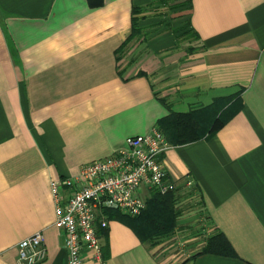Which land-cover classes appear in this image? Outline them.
Returning a JSON list of instances; mask_svg holds the SVG:
<instances>
[{
  "label": "crops",
  "instance_id": "obj_1",
  "mask_svg": "<svg viewBox=\"0 0 264 264\" xmlns=\"http://www.w3.org/2000/svg\"><path fill=\"white\" fill-rule=\"evenodd\" d=\"M172 113L224 125L162 159L173 234L106 214L102 264H264V0H0V264L39 232L40 264H68L51 183Z\"/></svg>",
  "mask_w": 264,
  "mask_h": 264
},
{
  "label": "built area",
  "instance_id": "obj_2",
  "mask_svg": "<svg viewBox=\"0 0 264 264\" xmlns=\"http://www.w3.org/2000/svg\"><path fill=\"white\" fill-rule=\"evenodd\" d=\"M126 146L109 158L84 165L77 178L51 183L56 223L66 235L68 264H84L86 254L103 263L96 225L101 220V229L108 227L107 213L139 217L153 193L178 192L162 160L173 146L160 131L129 138ZM192 187L187 183L188 189ZM18 250V264H40L47 256L44 233L23 240Z\"/></svg>",
  "mask_w": 264,
  "mask_h": 264
},
{
  "label": "trees",
  "instance_id": "obj_3",
  "mask_svg": "<svg viewBox=\"0 0 264 264\" xmlns=\"http://www.w3.org/2000/svg\"><path fill=\"white\" fill-rule=\"evenodd\" d=\"M188 4V3H187ZM182 7L181 5L176 8ZM189 9H191L189 7ZM189 28V27H188ZM192 32V31H190ZM139 31L134 28L133 34L126 45L120 50L119 54L125 53L129 42L138 36ZM224 122L218 119L212 125H204L196 114H175L172 113L168 118L163 120L157 127L171 146L189 145L204 138L213 136ZM146 209L139 217H129L133 222L138 234L144 243H161L170 237L175 229L179 214L175 210V196H161L153 193L146 201ZM122 215L119 212H109L108 217ZM123 216V215H122ZM207 251L211 249H206Z\"/></svg>",
  "mask_w": 264,
  "mask_h": 264
},
{
  "label": "rangeland",
  "instance_id": "obj_4",
  "mask_svg": "<svg viewBox=\"0 0 264 264\" xmlns=\"http://www.w3.org/2000/svg\"><path fill=\"white\" fill-rule=\"evenodd\" d=\"M163 242V241H162ZM161 242V243H162ZM161 243H157V244H155V243H151V242H148V244L150 245V246H152V247H157V246H159Z\"/></svg>",
  "mask_w": 264,
  "mask_h": 264
}]
</instances>
